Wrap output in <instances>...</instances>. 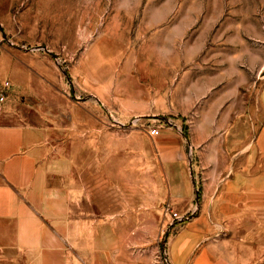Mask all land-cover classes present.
<instances>
[{"label": "rangeland", "instance_id": "374dc122", "mask_svg": "<svg viewBox=\"0 0 264 264\" xmlns=\"http://www.w3.org/2000/svg\"><path fill=\"white\" fill-rule=\"evenodd\" d=\"M13 70L18 113L101 185L79 213L108 219L104 250L79 259L175 264L204 209L200 244L243 241L264 264V0H0V85ZM164 133L184 140L189 203L172 197Z\"/></svg>", "mask_w": 264, "mask_h": 264}, {"label": "crops", "instance_id": "0c3cea01", "mask_svg": "<svg viewBox=\"0 0 264 264\" xmlns=\"http://www.w3.org/2000/svg\"><path fill=\"white\" fill-rule=\"evenodd\" d=\"M8 75L11 84L0 110V264H95L89 259L90 263L79 259L77 253L81 250L98 256L104 250L98 236L102 235L104 221L108 219L97 216L94 211L81 214L79 206L100 194L101 185L95 182L96 175L93 172L92 176L87 175L88 170L82 169L75 158L74 163L72 159H63L48 128L25 120L18 113L17 107L22 102L12 87L19 84V79L14 70ZM157 143L171 175L172 197L180 196L181 202L189 203L194 183L184 167L183 138L164 133ZM175 168L182 171V179H175ZM84 175L91 176V183L84 180ZM226 199L220 196L215 203H225ZM205 219L202 209L173 238L170 250L175 264H186L187 259L188 264H249L252 261L243 241L222 237L200 244L211 226L203 223ZM197 245L198 252L189 258ZM107 264L114 263L108 260Z\"/></svg>", "mask_w": 264, "mask_h": 264}, {"label": "built area", "instance_id": "2783aa9c", "mask_svg": "<svg viewBox=\"0 0 264 264\" xmlns=\"http://www.w3.org/2000/svg\"><path fill=\"white\" fill-rule=\"evenodd\" d=\"M10 85L8 80H4L1 85H0V110L3 107L4 101H5V96H6V89ZM156 128H150L149 133L151 135H154L156 133ZM172 215L174 218H180V216L177 214L176 211H172Z\"/></svg>", "mask_w": 264, "mask_h": 264}]
</instances>
